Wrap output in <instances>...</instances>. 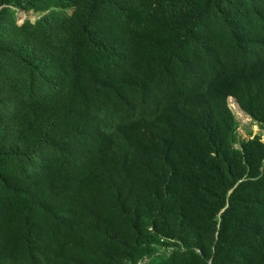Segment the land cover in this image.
<instances>
[{"label": "trees", "instance_id": "1", "mask_svg": "<svg viewBox=\"0 0 264 264\" xmlns=\"http://www.w3.org/2000/svg\"><path fill=\"white\" fill-rule=\"evenodd\" d=\"M263 136L264 0H0V264H264Z\"/></svg>", "mask_w": 264, "mask_h": 264}, {"label": "rangeland", "instance_id": "2", "mask_svg": "<svg viewBox=\"0 0 264 264\" xmlns=\"http://www.w3.org/2000/svg\"><path fill=\"white\" fill-rule=\"evenodd\" d=\"M33 17V13L29 12L26 13L25 11H20L18 13V16L22 19L26 16ZM228 103L232 111L234 112L238 122H239V127H238V133L242 138H249V130L252 131V134H256L259 132H263V130L260 128L259 124L253 123L251 121V118L241 110L239 107L238 103L233 97L228 98ZM264 139V136L263 138Z\"/></svg>", "mask_w": 264, "mask_h": 264}]
</instances>
